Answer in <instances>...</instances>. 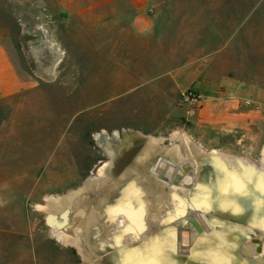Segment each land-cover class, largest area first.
Instances as JSON below:
<instances>
[{
    "label": "rangeland",
    "instance_id": "obj_1",
    "mask_svg": "<svg viewBox=\"0 0 264 264\" xmlns=\"http://www.w3.org/2000/svg\"><path fill=\"white\" fill-rule=\"evenodd\" d=\"M147 8L155 27L140 32L134 0H0V264H119L106 262L116 245L87 239V218L117 200L113 178L134 167L149 137L182 142L194 115L181 100L184 73L260 105L264 0H152ZM71 193L70 203L53 204ZM68 206V229L48 226V212ZM212 213L215 233L223 231L225 216Z\"/></svg>",
    "mask_w": 264,
    "mask_h": 264
},
{
    "label": "bare ground",
    "instance_id": "obj_2",
    "mask_svg": "<svg viewBox=\"0 0 264 264\" xmlns=\"http://www.w3.org/2000/svg\"><path fill=\"white\" fill-rule=\"evenodd\" d=\"M177 135L178 134H176V136ZM186 137L188 138L187 135L181 136L182 141H185L190 147L195 145V142L193 143L192 139H186ZM164 142H166L165 137H149L144 150L139 155V159L147 163L151 162L154 156L158 155L159 160H157L155 165L152 167V174L156 177L159 176L158 178L170 186V191L166 194V199L171 201V206H175V208L171 207V209H169V211L172 212L171 217L174 218L177 223H181L183 219L179 218L180 216L177 217L178 215L176 216V209L188 213V208L191 205L193 206L194 204L192 203L196 200L198 207L203 209L200 210L201 212L199 214L200 222H202V224L205 226V229L207 230L204 232L198 231L191 221L188 222L190 228L193 229L195 227L193 229V236L198 234V238H193V241L195 240L193 246H190L192 244L189 245L190 239L188 242H186L187 240L185 241L186 237L190 238L189 231L187 230L188 227L186 226L181 228L176 225L175 228L168 229H165L166 227H164L161 230H158V233L155 235L153 234L154 236H146V234L143 236V233L146 232L148 229L147 226L149 224L148 220L146 221L147 205L146 202L143 201V193L145 188L143 189L142 187H139L135 183L133 184L131 182L129 186L125 184L123 187H119L118 191H116L118 194H120L119 203H116L117 205H112L111 203L105 202L106 204L103 203L102 206L104 211L98 214L99 216L92 213L89 219L87 218V222H89L88 225L91 227H89L90 230L86 234L87 239L90 241L92 240V242L96 243V246L99 247L106 245L109 247H115L116 245L118 250H114L115 252L113 251V254L108 257V260L110 261L117 260L120 262L122 254L128 253V255H130L133 260H157L161 261L162 264H167V262L168 264H174L171 262L170 255L172 249L175 247L174 245L179 241V246L183 252L186 254L191 253V256L193 255L194 257L201 256V258L206 260L205 264H238V262L234 261V255L232 253V250L235 249L236 245L235 238L239 234V232H236L235 229H239L242 232H253L254 228L250 225H242L241 223H237L238 228H236V226H232L233 224L230 225L229 223L223 222L222 225L224 230H219V232L217 231L215 233V227L217 224L216 221L213 219L211 221L210 218L203 214V212L205 213L207 210H212L219 212V214H222L223 216L228 213L227 215H232L233 217L239 218L243 217L244 219L250 220L253 223L261 222L264 225V211H261L259 208V202L264 200V198L261 197L262 195H260L259 191L260 174L264 173V146L261 150L259 164H256L255 161L238 154H230L222 150L217 153H212L200 147L197 148V151H199L197 153L200 154L198 156V160H196L194 163H191L189 158L186 157L185 153L182 152L180 143L178 141L170 139V144H165ZM106 150L109 155H114L115 150L111 147V145L107 146ZM159 153H161V155H159ZM225 158L229 160H226ZM213 163L219 164L222 167L225 165V169H227L228 173H234L237 177H240L242 181L243 177L241 174L244 173L245 169H248L250 173L254 172V175L251 176V181L252 184L256 185V187H252V185L249 184L245 185L249 191V196L247 197L234 194L229 187V181L227 180L225 174L219 171L216 165L214 166L216 171H214L212 166ZM170 164L175 166L176 172L183 174V177L187 175H196L198 177V175L201 174V169H204L205 166L208 165L210 177H212L210 181V188L209 186L201 187L199 192L194 196L195 198L193 197L194 200H190L188 202L186 197H188L187 194H189V192L192 190V188H189L187 185L188 182L185 181L184 183H177L175 185L169 182L167 178L160 177L163 168L166 170L169 169L168 167ZM188 165H193L191 166V170H188ZM241 165H243V167ZM252 168L257 170L253 171ZM226 187L229 188L228 192L223 191V189ZM133 189L138 190L139 195H132ZM205 189H208V191H205ZM73 194L74 193H71L63 199L56 200L53 202V204L55 206H58L59 203H63L64 205L68 204L70 203ZM190 197H192L191 194ZM193 207H195V205ZM237 209H239V211H237ZM84 223L86 224V221H84ZM116 224L119 225V227L123 226V229H120L118 226H116ZM68 227L64 228V230L66 231ZM164 229V232H160ZM157 238H159L158 241ZM134 240L137 242L132 243ZM197 240H200L201 242L197 244ZM146 243L149 246V250L143 255L131 251L134 249H143ZM116 247L115 249H117ZM246 247L245 249L247 250ZM153 249H157V251H153ZM252 252L250 250L247 253ZM259 257H264V251L263 253H260ZM198 260L201 261L200 259ZM198 264H201V262Z\"/></svg>",
    "mask_w": 264,
    "mask_h": 264
},
{
    "label": "crops",
    "instance_id": "obj_3",
    "mask_svg": "<svg viewBox=\"0 0 264 264\" xmlns=\"http://www.w3.org/2000/svg\"><path fill=\"white\" fill-rule=\"evenodd\" d=\"M134 2L141 10L137 15L132 17V27L140 32H148L153 30L156 20H154L151 10L147 8L150 6L152 0H134ZM182 78L183 80L179 81L182 90L181 95L191 86L196 85L201 88L199 90L201 92L206 93V89H210L214 96L209 100H206L204 97L200 109L193 115L191 119L190 127L186 128L184 131H181L182 133H180L182 136L187 135L190 140L192 139L193 143L195 142V145L191 147L187 145L185 141L179 142L182 152H186L188 156H191V158H189L191 159L190 162L194 163L193 159H195V161L198 160V156L200 154L197 153L199 152L197 151V148L199 147L206 151H208L210 148L216 147L224 151H229L254 160L264 144V90L254 89L253 92L255 100L260 102V105H246L244 100L251 97L247 96L238 88V90L233 89L231 92H226L223 94L218 91L216 83H212L213 81L208 78L201 77L198 73L194 74L193 72H186L183 74ZM201 78L205 80L201 81ZM188 138L186 137V139ZM189 150L190 152H188ZM205 168L206 171L204 170V173H202L201 169V174L198 175V177L196 175L190 176L192 181L190 180L187 185L189 188H192V190L189 192V194H187L188 197L186 198L188 202L190 200H194L193 197L199 192L201 187L209 186L210 188V181L212 177H210V173H208V165H206ZM184 182L185 180L182 178L180 184ZM130 183L131 182L129 179H124L123 181L118 182V188L123 187L125 184L129 186ZM137 183L142 184V186H144L146 189L143 194V201L146 202L147 205L146 221L148 220L149 222L147 226L148 229L145 232L146 235L148 233V236L150 234L152 235L153 233L156 234L158 233V230H161L164 227H166L165 229H168L175 228L176 225L181 228L186 226L188 227L187 230L190 234L189 245L192 244L190 246H193L195 242V240L193 241V238H198V234L193 236V229L195 227L193 229L190 228L188 222L194 217L200 221L199 214L201 212L200 210L202 209L198 207L196 200L192 203L195 205V207H193L194 205H191L187 210L188 213L180 210V213L178 214L177 212L179 211H176V216L178 215L177 217L180 216L179 218L183 219L181 223H177L175 219L171 217L172 212L167 209L169 201L166 199V194L170 191V189H166L170 186L157 177L140 178ZM190 194L192 197H190ZM119 199L120 194L118 195L117 200L112 203V205H117L119 203ZM203 214H205L212 221V210H207L205 213L203 212ZM119 228L123 229V226H120ZM205 230L207 229H205L204 226L203 232ZM174 246L175 247L172 249L170 255L171 262L174 264H197L199 262L206 263V260L201 258V256H196V259V257L193 255V257L191 256V253L186 254L183 252L179 246V241ZM106 262H109V260Z\"/></svg>",
    "mask_w": 264,
    "mask_h": 264
},
{
    "label": "flooded vegetation",
    "instance_id": "obj_4",
    "mask_svg": "<svg viewBox=\"0 0 264 264\" xmlns=\"http://www.w3.org/2000/svg\"><path fill=\"white\" fill-rule=\"evenodd\" d=\"M168 142H169V140H168ZM146 143H147V141H146ZM146 143L144 144V148L146 146ZM167 144H170V142L167 143ZM144 148H143V150H144ZM142 151H141V153H142ZM139 155L140 154H137L134 158H131V161L133 162L134 167L133 166H131V167L129 166L126 169H124L123 171H121L117 175V177H114L113 178L112 183H115L117 181L118 182H121L124 179H129V181L134 184L140 178H144V177H147V178H152L153 177L154 178V177H156V176H154L151 173V170H152V167L157 162V160H159L158 159V156L155 159L156 161H154V163L150 164L152 161L145 163L144 161H141L139 159ZM159 155H161V153H159ZM126 157H127V155H126ZM128 158H129V156L126 159H128ZM122 162H123V160H122ZM255 162H256V164H259L260 163L259 160H256ZM115 163H114V165H115L114 167H119L120 164H121V160L118 159V160L115 161ZM168 168L169 169H167V170L163 168V170L161 171L162 173L160 174V177L166 178L165 177V174H166L167 171H169L171 176L169 177L170 179L168 178L167 180L169 182L175 184V185L177 183L179 184L182 179L180 180V182H177V178H178V175L181 174V173L176 172V168L172 164H170V166ZM134 173H135V175H132ZM181 175L183 176V174H181ZM187 176H190V175H187ZM118 182H117L116 185L113 184L114 190H116V191H118ZM260 195H262L261 197L264 198V192L262 193L260 191ZM172 207L175 208V206H172ZM177 210H179V209H176V211ZM227 214L228 213H226V215H224L225 218H226V223H229V224L232 223L233 225L236 224V223H241L242 225L243 224L250 225V226H252L254 228V231L253 232H250V231H248V232L247 231H243V232L241 231V232H239L238 236L235 238V240H236V246H235V250H234L235 253L234 254L236 256V259L238 261V264H264V257H259L260 256V253H263V251H264V245H263V243H264V225L261 222L260 223L259 222L253 223L250 220L244 219L243 217H241V218H239V217H233L232 215H227ZM261 226H262V228H261ZM186 238H185V241L187 240V242H188L189 238L188 237H186ZM245 244L247 245V247H246ZM245 247L247 248V250L245 249ZM250 250H251V252L252 251L253 252L252 253H247Z\"/></svg>",
    "mask_w": 264,
    "mask_h": 264
},
{
    "label": "snow or ice",
    "instance_id": "obj_5",
    "mask_svg": "<svg viewBox=\"0 0 264 264\" xmlns=\"http://www.w3.org/2000/svg\"><path fill=\"white\" fill-rule=\"evenodd\" d=\"M243 167V165H241ZM217 168L219 171L225 174L227 180L229 181V187L231 188V191L234 194H239L241 196L247 197L249 196L248 188L245 187L246 184L252 185V187H256V185L252 184L251 176L254 175L253 173H250L248 169H245L244 173L241 174L243 177V181L240 177H237L234 173H228L227 169L223 168L221 165H217ZM229 188L226 187L223 189L224 192H228ZM205 191H208V189H205ZM259 191L264 192V173L260 174L259 178ZM132 195H139L138 190L133 189ZM259 208L261 211H264V200H261L259 202ZM239 211V209H237ZM159 238H157L158 241ZM201 241L197 240V244H199ZM153 243V242H149ZM149 246L146 243L143 249H134L131 250L132 252H137L143 255L144 253L148 252ZM153 251H157V249H153ZM119 264H162L161 261L157 260H133L128 253H123L122 258L119 262Z\"/></svg>",
    "mask_w": 264,
    "mask_h": 264
},
{
    "label": "water",
    "instance_id": "obj_6",
    "mask_svg": "<svg viewBox=\"0 0 264 264\" xmlns=\"http://www.w3.org/2000/svg\"><path fill=\"white\" fill-rule=\"evenodd\" d=\"M263 149V148H262ZM222 149L219 148H211L209 151L212 153H217L219 151H221ZM224 151V150H222ZM228 152V151H226ZM230 154H234L232 152H228ZM261 158V157H260ZM226 159V158H225ZM229 160V159H226ZM260 160V159H259ZM217 166L218 164L213 163V169L214 171H216V169L214 168V166ZM223 168H225V165L223 166ZM253 169V168H252ZM257 170V169H256ZM255 169H253V171H256ZM170 176V172L167 171L165 177L168 179ZM184 179L186 182H190L191 178L190 176H185L183 177L181 174L178 175L177 178V182H180L181 179ZM179 211V210H178ZM72 213V208L71 207H66L62 212L58 213L56 211H50L48 212V214L46 215V223L48 224V226H50L53 229H57V230H62L64 228H67L68 225L70 224V216ZM178 214L180 213L177 212ZM191 222L195 225V227L198 229V231H203L204 230V225L202 224V222L198 221L196 217L191 218ZM187 242V241H186ZM200 263V262H199ZM201 264H205L204 262H201Z\"/></svg>",
    "mask_w": 264,
    "mask_h": 264
},
{
    "label": "built area",
    "instance_id": "obj_7",
    "mask_svg": "<svg viewBox=\"0 0 264 264\" xmlns=\"http://www.w3.org/2000/svg\"><path fill=\"white\" fill-rule=\"evenodd\" d=\"M182 104L188 106L189 114H195L201 107L204 95L195 89H188L181 95ZM246 105H253L255 102L251 98L244 100Z\"/></svg>",
    "mask_w": 264,
    "mask_h": 264
}]
</instances>
